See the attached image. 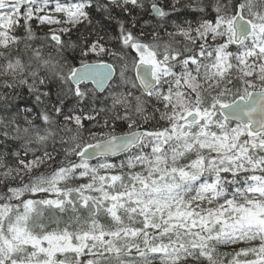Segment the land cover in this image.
<instances>
[{
  "label": "snow or ice",
  "instance_id": "1",
  "mask_svg": "<svg viewBox=\"0 0 264 264\" xmlns=\"http://www.w3.org/2000/svg\"><path fill=\"white\" fill-rule=\"evenodd\" d=\"M0 264H264V0H0Z\"/></svg>",
  "mask_w": 264,
  "mask_h": 264
},
{
  "label": "trees",
  "instance_id": "2",
  "mask_svg": "<svg viewBox=\"0 0 264 264\" xmlns=\"http://www.w3.org/2000/svg\"><path fill=\"white\" fill-rule=\"evenodd\" d=\"M117 131L119 132V131H121V130H120V129H118ZM123 131H125V132H126V131H127V128H124V129H123Z\"/></svg>",
  "mask_w": 264,
  "mask_h": 264
}]
</instances>
